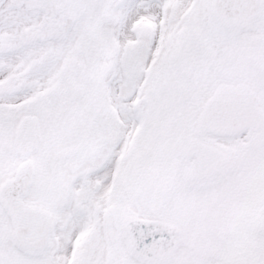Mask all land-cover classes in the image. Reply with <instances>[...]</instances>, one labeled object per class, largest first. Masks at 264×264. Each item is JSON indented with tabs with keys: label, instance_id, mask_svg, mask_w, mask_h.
<instances>
[{
	"label": "snow or ice",
	"instance_id": "6c2138e0",
	"mask_svg": "<svg viewBox=\"0 0 264 264\" xmlns=\"http://www.w3.org/2000/svg\"><path fill=\"white\" fill-rule=\"evenodd\" d=\"M0 264H264V0H0Z\"/></svg>",
	"mask_w": 264,
	"mask_h": 264
}]
</instances>
